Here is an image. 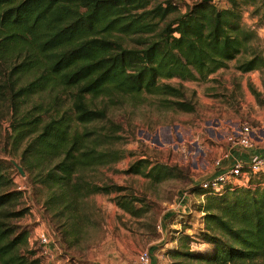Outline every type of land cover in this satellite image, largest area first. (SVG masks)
Here are the masks:
<instances>
[{
  "label": "trees",
  "instance_id": "1",
  "mask_svg": "<svg viewBox=\"0 0 264 264\" xmlns=\"http://www.w3.org/2000/svg\"><path fill=\"white\" fill-rule=\"evenodd\" d=\"M226 1L219 7L198 0L182 9L174 0H0V101L13 116L12 145L25 142L21 160L28 183L47 189L45 209L54 218L69 220L64 224L70 231L56 229L62 244L65 235L79 231L75 222L86 217L85 198L110 191L87 180L85 172L122 158L114 148H98L101 141L120 140L116 130L87 127L106 117L104 102L96 99L110 103L113 95L146 93L191 112L189 103L170 99L183 98L182 81H206L232 60L241 73L264 69V52L254 45L258 35L242 22L248 6L264 19V0ZM171 79L181 83L174 86ZM34 96L43 99L22 112ZM171 171L144 160L126 170L155 182ZM250 182L252 187H226L221 195L191 188L204 196L196 207L203 225L196 236L186 233L185 215L170 255L199 264H264V185ZM23 195L0 161V264H29L20 251L28 230L16 224L30 212ZM134 201L117 205L140 216ZM202 245L208 248L200 251Z\"/></svg>",
  "mask_w": 264,
  "mask_h": 264
},
{
  "label": "rangeland",
  "instance_id": "2",
  "mask_svg": "<svg viewBox=\"0 0 264 264\" xmlns=\"http://www.w3.org/2000/svg\"><path fill=\"white\" fill-rule=\"evenodd\" d=\"M174 1L184 9L198 0ZM213 3L219 7L227 5L226 0H213ZM253 11L254 7H243L242 22L256 31L258 40L254 45L264 52V19L261 18V10L258 13ZM164 26V23L159 24V27ZM128 41L135 44L130 39ZM235 65L236 60L229 61L226 69L213 74L206 82L167 81L174 86L182 84L183 98L170 99L189 103L194 108L191 112L180 110L173 104L172 107L164 106L159 97L146 93L134 97L113 95L110 103L104 98L94 101L98 105L105 104L106 117L87 127L97 133L116 130L121 139L112 144L101 141L98 148H114L122 153V158L85 172L87 180L99 186L107 185L110 191L93 193L85 198L81 210L86 217H79L75 222L79 231L65 235V244L61 243L58 231H70L69 224H64L69 220L66 217L54 218L52 212L45 209L47 189L39 185L32 187L28 183L27 171L23 169L24 175H21L13 164L22 167L21 153L25 142L17 148L12 145L13 116L8 103L0 101V161L19 189L24 191L22 206L30 208V212L16 222L28 230L27 245L20 251L29 264H133L137 254L145 249L166 264H199L188 258H173L169 253L178 245L172 240L176 238V229L180 230V226L175 224L180 216L189 214L186 220L190 222V229H185L188 234L196 236L197 229L203 225V214L196 211L199 197L190 192L184 204L186 207L181 209L177 207V197L180 192L191 189L208 177L213 169V159L225 149L219 147V141L227 136L226 130L218 125V119L223 118L220 115L226 112L220 104L231 108V114L226 117L230 123L240 118V102L244 104L248 96L259 110H264V69L258 70L262 83V91L258 92L249 85L243 83L238 87L233 82ZM40 97L34 96L21 111L43 99ZM64 101L69 107V100ZM249 109L251 106L248 104ZM211 112L219 117H212L214 114ZM43 118L47 119V116L43 115ZM242 122L232 124L236 127ZM139 160L146 161L149 166L166 165L172 168L171 175L155 182L141 174L126 172ZM131 199H135L134 206L139 208L140 216H133L117 205ZM188 210L192 211L186 212ZM158 225L162 226L161 231L157 229ZM41 231L50 236L53 257L41 253L37 236ZM193 248L196 249L193 251H202L208 247Z\"/></svg>",
  "mask_w": 264,
  "mask_h": 264
},
{
  "label": "built area",
  "instance_id": "3",
  "mask_svg": "<svg viewBox=\"0 0 264 264\" xmlns=\"http://www.w3.org/2000/svg\"><path fill=\"white\" fill-rule=\"evenodd\" d=\"M233 123V122H232ZM230 122H219L220 129H224L227 132V136L223 138V141H219L224 144L225 149L221 150L219 155L213 159L211 167V173L208 177H205L199 181L195 186L208 191L215 195H221L225 192L226 187H252L250 182L251 178L262 181L264 185V154L251 157L250 159L242 160L236 159L231 162L225 163L231 157V152L239 150L241 152L248 151L254 146V139L252 136L253 129L249 123H240L236 127ZM193 186V187H195ZM191 187V188H193ZM191 190H185L178 195V209H181L188 200ZM192 193V192H191ZM198 196V195H197ZM198 204L203 203L204 196L199 195ZM188 212V211H186ZM180 216L175 224L182 229V219ZM157 229L162 230V226L158 225ZM38 240L41 244V253L47 257H53V252L50 249L51 239L48 233L41 231L38 233ZM133 264H166L162 260L154 258L150 250L145 249L140 251Z\"/></svg>",
  "mask_w": 264,
  "mask_h": 264
},
{
  "label": "crops",
  "instance_id": "4",
  "mask_svg": "<svg viewBox=\"0 0 264 264\" xmlns=\"http://www.w3.org/2000/svg\"><path fill=\"white\" fill-rule=\"evenodd\" d=\"M220 70H224V69H220ZM220 70H218L217 72H220ZM235 72H236L234 75L235 79L233 80V82L236 85H238V87H239V84L242 85L244 83L245 85L251 86L253 89H255L258 92L262 91V89H261L262 83H261V79L259 77L258 70L247 72V73H241V72H238L236 70H235ZM216 73H214V74H216ZM247 77H248V79H246ZM208 80H210V76H209ZM208 80H206V81H208ZM206 81H203V82H206ZM190 82H194V81H190ZM196 83H200V82H196ZM226 88L229 89L228 86H226ZM248 104L251 106V109H249V110H248ZM220 105H222V109L224 108L226 110V112H224V115H220V117L222 116L223 118L218 119V125H219V122H222V121L228 122L229 119L227 120L226 117H228L231 114V110H230L231 108L230 107H228L227 105L223 106V104H220ZM240 106H241L240 112L242 114L240 115V118L237 121L243 120V123L245 122V123L250 124V126L253 129L252 136L254 139V146L252 149H250L246 152L245 151L241 152L239 150L232 151L230 154L231 157L225 163L231 162L232 160H235V158L246 160V159H250L251 157H255V156L264 154V110H261V108L259 110V107L253 102V100L250 99V96L247 97L246 102L244 104L240 102ZM213 112H215V110H213ZM213 112H211V114H214V115H212V117H214V118L219 117L218 114L213 113ZM237 121H232V122L235 123ZM219 147L223 148L224 144L221 143V145ZM190 211H192V210H188V212H190ZM189 229L190 228H188L187 230H189Z\"/></svg>",
  "mask_w": 264,
  "mask_h": 264
},
{
  "label": "water",
  "instance_id": "5",
  "mask_svg": "<svg viewBox=\"0 0 264 264\" xmlns=\"http://www.w3.org/2000/svg\"><path fill=\"white\" fill-rule=\"evenodd\" d=\"M203 1H205V2H212L213 0H203ZM13 163H14V162H13ZM14 164L16 165L17 170L19 171V173H20L21 175H24V171H23L22 167H20V166L17 165L16 163H14Z\"/></svg>",
  "mask_w": 264,
  "mask_h": 264
}]
</instances>
